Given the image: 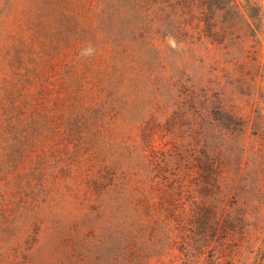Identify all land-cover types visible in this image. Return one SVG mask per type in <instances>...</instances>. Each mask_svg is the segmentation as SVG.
Returning a JSON list of instances; mask_svg holds the SVG:
<instances>
[{"label": "rangeland", "instance_id": "374dc122", "mask_svg": "<svg viewBox=\"0 0 264 264\" xmlns=\"http://www.w3.org/2000/svg\"><path fill=\"white\" fill-rule=\"evenodd\" d=\"M132 24L106 23L91 0H0V264H120L115 244H87L85 229L78 232L82 210L75 192L68 195L69 182L76 177L80 184L90 166L75 156L80 142L71 130L97 119L94 144L84 150L89 161L135 141L148 115L167 106L162 111L174 110L183 129L177 137L170 130L158 134L159 142L184 148L187 140L198 141L201 149L202 137L218 144L217 129L203 128L200 136L199 126L183 117L167 81L203 75L237 87L236 117H242L231 133L232 228L239 230L244 208L248 226L223 254L234 264H264V20L232 41L194 38L186 48L172 41L175 48L166 43L163 50L131 33ZM148 78L163 80L158 92L147 90ZM113 120L120 121L118 131ZM35 191L39 198L28 197ZM38 211L40 229L30 225ZM224 240L218 238L220 248Z\"/></svg>", "mask_w": 264, "mask_h": 264}, {"label": "trees", "instance_id": "16d2710c", "mask_svg": "<svg viewBox=\"0 0 264 264\" xmlns=\"http://www.w3.org/2000/svg\"><path fill=\"white\" fill-rule=\"evenodd\" d=\"M91 1L94 13L106 23L132 21L137 30L131 33L140 32L142 41L162 50L166 43L175 48L172 41L186 48L194 38L232 41V35L262 26L264 20V5L253 0ZM191 57L189 54L188 60ZM145 81L152 92H158L159 87H155L164 83L153 78ZM167 81L174 105L180 106L183 117L199 126V132L203 128L217 129L221 140L204 144L201 137V149L197 148L198 141L187 140L184 148L177 141L171 145L159 142L158 134L164 137L170 130L177 137L183 129L182 121L173 117L174 110L163 112L167 108L164 106L148 115L135 141H122L117 153L88 161L85 145L94 144L100 126L97 119H87L84 125L81 122L80 129L71 130L80 142L75 156H83L84 165L90 167L80 184L76 177L69 182L74 191L68 192H75L82 210L78 232L85 229L82 236L87 244H115L120 264H234L233 256H225L223 251L228 250L235 232L248 226L244 208L239 213V230L232 228L237 216L231 133L242 118L236 117L238 105L233 94L237 87L205 75L201 80L188 76ZM118 101L113 99L110 106L115 109ZM212 114L218 116L211 118ZM200 115L203 122L197 120ZM116 123L120 126L119 120L111 124L118 131ZM37 196V191L28 195L34 200ZM35 215L38 218L30 225L40 229L43 220L39 211ZM220 236L225 238L223 248L218 243ZM18 248L15 246L12 253L17 254Z\"/></svg>", "mask_w": 264, "mask_h": 264}]
</instances>
